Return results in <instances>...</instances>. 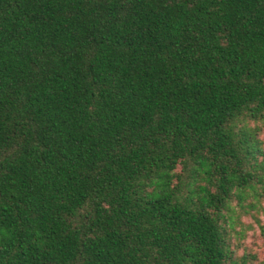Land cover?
<instances>
[{"label": "trees", "instance_id": "16d2710c", "mask_svg": "<svg viewBox=\"0 0 264 264\" xmlns=\"http://www.w3.org/2000/svg\"><path fill=\"white\" fill-rule=\"evenodd\" d=\"M264 0H0V264H264Z\"/></svg>", "mask_w": 264, "mask_h": 264}, {"label": "rangeland", "instance_id": "374dc122", "mask_svg": "<svg viewBox=\"0 0 264 264\" xmlns=\"http://www.w3.org/2000/svg\"><path fill=\"white\" fill-rule=\"evenodd\" d=\"M261 137L264 138V127L261 131ZM264 204V200H263ZM261 223L251 214L243 213L237 223L236 228L244 232L233 239V247L238 255L251 253L255 256V262L264 261V214H258Z\"/></svg>", "mask_w": 264, "mask_h": 264}]
</instances>
